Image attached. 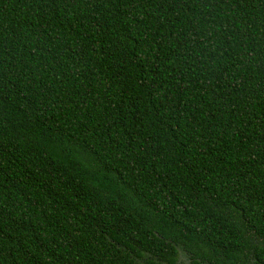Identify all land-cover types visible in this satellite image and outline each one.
<instances>
[{
  "label": "trees",
  "instance_id": "obj_1",
  "mask_svg": "<svg viewBox=\"0 0 264 264\" xmlns=\"http://www.w3.org/2000/svg\"><path fill=\"white\" fill-rule=\"evenodd\" d=\"M264 264V0H0V264Z\"/></svg>",
  "mask_w": 264,
  "mask_h": 264
},
{
  "label": "rangeland",
  "instance_id": "obj_2",
  "mask_svg": "<svg viewBox=\"0 0 264 264\" xmlns=\"http://www.w3.org/2000/svg\"><path fill=\"white\" fill-rule=\"evenodd\" d=\"M180 258H181V261H183L181 264H189L188 259L184 257V255H182V257Z\"/></svg>",
  "mask_w": 264,
  "mask_h": 264
}]
</instances>
